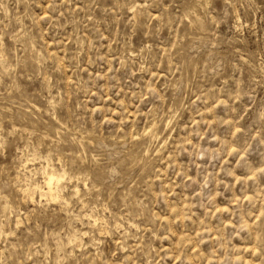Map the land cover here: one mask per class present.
Listing matches in <instances>:
<instances>
[{
	"label": "rangeland",
	"instance_id": "rangeland-1",
	"mask_svg": "<svg viewBox=\"0 0 264 264\" xmlns=\"http://www.w3.org/2000/svg\"><path fill=\"white\" fill-rule=\"evenodd\" d=\"M0 264H264V0H0Z\"/></svg>",
	"mask_w": 264,
	"mask_h": 264
},
{
	"label": "bare ground",
	"instance_id": "bare-ground-1",
	"mask_svg": "<svg viewBox=\"0 0 264 264\" xmlns=\"http://www.w3.org/2000/svg\"><path fill=\"white\" fill-rule=\"evenodd\" d=\"M47 170H48V167H47ZM47 172V171H46ZM51 172H52V170H51ZM49 173V174H47L46 173V175H48V177H47V185L49 186V191L46 193L47 195H50L51 196V198L52 199H54V197H55V194L53 193L54 192V190H53V186L54 185H56V186H54V188L56 187V188H58L57 187V185H59V186H61L59 183H61L60 181H61V175H57V174H55V173ZM57 173V172H56ZM46 177H45V179H46ZM64 177V176H63ZM66 177V176H65ZM63 181V180H62ZM35 184V183H34ZM35 185H38V184H35ZM35 185H33V186H35ZM39 187V186H38ZM62 187V186H61ZM33 188V187H32ZM36 188H37V186H36ZM35 188V189H36ZM40 188V187H39ZM42 188V187H41ZM40 188V189H41ZM59 189H60V187H59ZM58 190V189H57ZM24 191H26L25 189H24ZM27 191H29V190H27ZM31 191H32V189H31ZM34 191H36V190H34ZM33 191V192H34ZM45 191V190H44ZM58 192V191H57ZM24 193V192H23ZM22 193V194H23ZM35 193V192H34ZM33 193V194H34ZM32 194V195H33ZM26 195V194H25ZM58 195V194H57ZM29 196V195H28ZM45 196V195H44ZM55 198H57V197H55ZM59 199V198H58ZM55 200V199H54Z\"/></svg>",
	"mask_w": 264,
	"mask_h": 264
}]
</instances>
